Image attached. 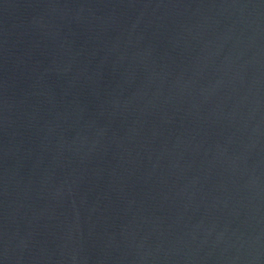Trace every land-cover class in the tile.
Segmentation results:
<instances>
[{
  "label": "water",
  "instance_id": "obj_1",
  "mask_svg": "<svg viewBox=\"0 0 264 264\" xmlns=\"http://www.w3.org/2000/svg\"><path fill=\"white\" fill-rule=\"evenodd\" d=\"M0 264H264V0H0Z\"/></svg>",
  "mask_w": 264,
  "mask_h": 264
}]
</instances>
